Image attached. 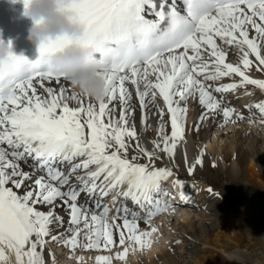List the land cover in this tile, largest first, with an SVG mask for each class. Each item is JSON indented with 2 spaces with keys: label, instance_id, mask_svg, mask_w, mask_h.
<instances>
[{
  "label": "snow or ice",
  "instance_id": "1",
  "mask_svg": "<svg viewBox=\"0 0 264 264\" xmlns=\"http://www.w3.org/2000/svg\"><path fill=\"white\" fill-rule=\"evenodd\" d=\"M22 3L26 11L29 0ZM62 5L61 10L82 29L78 39H49L38 46L37 59L30 61L12 53L8 63L0 65V264L8 260L5 247L14 252L17 264H25V256L27 264H44L37 248H43L44 238L50 235L49 225L58 218L51 211L37 210L35 205L57 200L68 204L69 223L76 226L65 240L73 249L81 235L84 248L100 249L103 241V247L110 249L115 243L113 228L123 229L121 246L126 240L141 247L150 245L152 233L137 234L138 217L126 208L121 225L115 223L117 217L109 223L107 207L97 214L77 203L82 192H99L104 197L115 191L113 203L121 196L130 198L147 210V219L166 208L158 194L161 180L170 177L171 171L150 170L136 163L138 156L129 159L127 155L128 142L137 139L135 126L129 124L128 83L135 86L142 109L147 107L146 98L154 101L157 92L163 99L171 115L172 131L169 136L161 126L158 135L163 148L154 142V149L169 154L184 134L180 119L186 109L180 107L181 102L198 93L200 103L209 110L220 107L205 81L236 74L242 82L264 89V81L249 79L240 67L249 68L250 55L264 65V0H184L183 11L173 0H62ZM250 30L255 36L250 37ZM217 38L235 48L240 54L239 64L226 63L227 54ZM73 43L96 53L102 69L99 75L105 81V98L98 108L91 103L85 106L80 99L83 94L75 90L70 96L63 87L58 93L45 88L47 97L37 92L36 83L43 87L46 81H68L48 64ZM8 44L11 47V41ZM237 87L228 84L216 87L215 92ZM116 99L122 105L119 119L109 107ZM70 100L80 106L70 107ZM257 107L264 113V104ZM160 111L162 117L164 110ZM223 111L226 117L232 113L228 108ZM136 147L149 160L156 157L155 150L150 152L139 142ZM21 161H31L33 170L24 171ZM62 165H67V171ZM9 184L26 190L18 195ZM128 250L124 247L116 254L117 259H124ZM97 264H111V257H97Z\"/></svg>",
  "mask_w": 264,
  "mask_h": 264
},
{
  "label": "bare ground",
  "instance_id": "2",
  "mask_svg": "<svg viewBox=\"0 0 264 264\" xmlns=\"http://www.w3.org/2000/svg\"><path fill=\"white\" fill-rule=\"evenodd\" d=\"M251 36H255V32L250 30ZM217 43L227 54L226 63L239 64L240 54L234 47L224 44L219 38ZM205 56L208 58L207 54ZM249 59L252 61L249 68L244 69L242 64L240 67L248 73L264 78V65H259L253 55H250ZM200 79L204 80V77L201 76ZM228 84H237L238 87L227 92H215L216 87ZM205 85L215 101L219 102L220 107L209 110L200 103L198 93L181 102L180 107L186 109L180 119L184 134L183 138L176 142L172 154L154 149V142H160L163 148L161 136L158 135L160 127L163 126L164 133L169 136L172 131L171 115L167 112L163 99L157 92L154 101L146 98L147 107L142 109L135 86L130 83L126 85L131 92L129 124L135 126L137 133V139L128 142V158L138 156L136 163L147 165L150 170L161 168L170 170L172 175L162 182L178 180L183 186L187 185V182L195 184L197 191L190 195L191 199L175 200L178 206L187 209H176L177 211L170 209L175 216L170 217L166 213L155 219L158 223L157 231L152 232L151 225L148 231L141 232L152 233L150 245L145 244L141 247L126 240L125 245L121 246L119 236L123 229L113 228L115 243L110 249L103 247V241L100 249L84 248L85 241L81 235L79 245L75 247L78 249L76 253L75 248L65 243L71 235L70 229L76 227L69 223L68 204L62 200H57L54 204H36L37 210L44 213L51 211L58 218L49 225L48 243L44 244L42 249L37 248L38 252H42L44 264H70V262L97 264V257L100 256L111 257V264H191V262L192 264H264V130L261 131L258 127L264 123V113H261L257 107L258 104H264V93L257 85L242 82V78L235 74L205 81ZM36 87L37 92L44 97H47L45 88H52L58 93L63 87L67 90L66 95L69 96L74 90L79 92L69 81L64 80L59 83L53 80L46 81L43 87L36 83ZM80 99L85 106L91 103L98 108L99 102L94 99L84 95ZM68 103L72 108L80 106L75 100H70ZM109 107L112 109L113 117L119 119L122 111L120 100L112 101ZM225 108L232 109L229 117L224 115ZM161 109L164 110L162 117ZM88 131L85 130L86 135ZM137 142L150 152L155 150L156 157L149 160L147 156L140 154L136 147ZM197 160L201 162L196 163ZM20 163L24 171L32 170L31 161ZM213 167L216 172L225 176L226 182L216 178ZM62 168L67 170V165H62ZM189 168L193 169L191 174ZM215 181L223 182L224 189L220 190L221 184H216ZM27 183L31 185L30 181ZM72 183L76 184L75 179ZM228 183L233 189L231 194H227L225 190ZM7 186L13 187L11 184ZM256 187L260 188L259 193L254 190ZM13 190L18 195H23L26 188L13 187ZM113 195H116L115 191L104 196L102 203L107 205ZM90 196L96 197V201L101 198L99 192L92 195L82 192L77 203L97 214L101 213V207L97 210L92 209ZM130 201V198L122 196L117 198V207H112L108 212L109 223H112V217H117L116 223L122 225L125 213L118 210H121L120 206L125 204L128 213L136 214L138 217V225L148 224L143 214L139 215V211H136V207ZM162 230L166 233L163 234ZM139 233L140 231L137 230V234ZM52 236L65 239L52 240ZM251 238L261 245L263 254L257 259H251L252 250L247 249L246 239ZM49 245H60L65 248L61 252L60 258L64 255L62 259H57L59 257L50 251ZM124 247L129 249L127 256L124 259H117L116 254L123 252ZM58 248L60 251V247ZM4 251L7 257H11V260H7L5 264H17L13 251L7 247ZM65 257L67 259H64Z\"/></svg>",
  "mask_w": 264,
  "mask_h": 264
},
{
  "label": "clouds",
  "instance_id": "3",
  "mask_svg": "<svg viewBox=\"0 0 264 264\" xmlns=\"http://www.w3.org/2000/svg\"><path fill=\"white\" fill-rule=\"evenodd\" d=\"M62 0H29L23 15L32 21L28 40L37 44L49 39L66 36L75 41L82 35L81 27L74 23L70 15L62 11ZM12 46L0 36V65L8 63ZM48 67L65 75L72 87L85 97L97 102L105 98V81L101 78V66L96 62V53L73 43L54 57ZM11 257L8 256V261Z\"/></svg>",
  "mask_w": 264,
  "mask_h": 264
},
{
  "label": "rangeland",
  "instance_id": "4",
  "mask_svg": "<svg viewBox=\"0 0 264 264\" xmlns=\"http://www.w3.org/2000/svg\"><path fill=\"white\" fill-rule=\"evenodd\" d=\"M259 128H261V131H263L264 130V123H262V125H259L258 126ZM211 138H212V134H211V136H210ZM213 170L215 171V175H216V178L219 180V181H222V180H224V182H226V178H225V176L224 175H222V174H220L219 172H216L217 170H215V167H213ZM219 181H215L216 182V184H221V187H220V190H223L224 189V184H223V182L221 183V182H219ZM219 186V185H218ZM259 186V185H258ZM260 187V186H259ZM259 187H256V188H254V190L255 191H257L258 193L260 192L259 190H260V188ZM259 189V190H258ZM225 190H226V192H227V194L229 193V194H231V192L233 191V189H231V186H230V183H228L227 185H226V188H225ZM247 199H250V197H246ZM235 202H237V201H235ZM162 231H165V230H162ZM166 233V232H165ZM250 236H252V234H250ZM253 238H251V239H246V243H247V249L248 250H252V257H251V259H257V258H259L260 256H262V249H261V245L259 244V243H255L254 242V240H252ZM244 242H245V240H244ZM56 249H58L59 250V248H56ZM246 249V248H245ZM78 250V249H77ZM64 255H62V257H63ZM62 257L60 258H57V259H62ZM56 258V257H55ZM64 259H67L66 257L64 258ZM73 262V261H72ZM70 264H71V262H70ZM76 264V263H75ZM113 264H115V263H113ZM191 264H192V262H191Z\"/></svg>",
  "mask_w": 264,
  "mask_h": 264
}]
</instances>
